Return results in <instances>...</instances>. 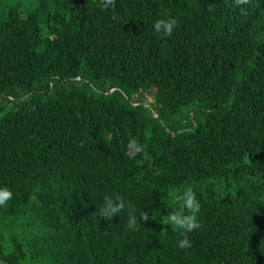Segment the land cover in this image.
<instances>
[{
  "label": "trees",
  "instance_id": "obj_1",
  "mask_svg": "<svg viewBox=\"0 0 264 264\" xmlns=\"http://www.w3.org/2000/svg\"><path fill=\"white\" fill-rule=\"evenodd\" d=\"M99 5L0 0V188L12 192L0 214L42 233L0 242V261L264 264V0ZM166 17L173 41L153 30ZM179 83L185 97L169 109ZM187 185L202 227L181 249L166 220ZM105 195L149 221L128 230L127 208L105 220Z\"/></svg>",
  "mask_w": 264,
  "mask_h": 264
},
{
  "label": "clouds",
  "instance_id": "obj_2",
  "mask_svg": "<svg viewBox=\"0 0 264 264\" xmlns=\"http://www.w3.org/2000/svg\"><path fill=\"white\" fill-rule=\"evenodd\" d=\"M247 0H235L237 5L246 3ZM116 5V0H100V8L102 11H106L109 8L114 9ZM115 19V17H113ZM177 26V20L174 17L158 18L153 23L154 32L161 38H170L173 41L176 38L174 30ZM219 52L214 53L212 56L218 55ZM228 60L231 58L226 57ZM10 62V61H9ZM11 65V62H10ZM116 87L111 88L107 93L115 90ZM156 91V89L154 90ZM154 94V93H153ZM185 88L182 83L177 84L175 88L171 90L170 93V108L179 107V101L183 100L185 97ZM0 102L2 94H0ZM150 98L146 101L145 105L153 109V104L155 99L151 94H147ZM26 97V96H24ZM22 97V98H24ZM178 97V100H176ZM10 98H12L10 96ZM21 98V99H22ZM198 107H193L196 110ZM207 114L206 107H202L196 113L192 112L190 120H195L199 117H205ZM155 116L159 117L158 113L155 112ZM160 118V117H159ZM189 120V121H190ZM128 147L136 154H141L143 159L150 160L151 157L146 151L144 144L140 143L137 137H132L128 142ZM12 198V192L7 187L0 188V207L6 205L7 201ZM104 202L100 208V215L105 220L113 219L114 216L119 215L121 212L128 209L126 227L128 230L137 231L138 225L142 224L140 221H149V215L147 212H143L139 218L135 215L134 205L131 201H125L121 197L116 196L115 198L105 195ZM172 199L174 201V206L172 211L169 212L167 216L166 223L171 224L173 227L181 230V238L178 240V247L181 249L191 248L192 241L188 234L201 228L202 224L199 221V213L201 205L199 200H197L196 195L192 189L191 185H187L183 190L175 191L172 194ZM31 214L30 218H34ZM27 246V244H23ZM8 264L6 261L1 260L0 264Z\"/></svg>",
  "mask_w": 264,
  "mask_h": 264
},
{
  "label": "rangeland",
  "instance_id": "obj_3",
  "mask_svg": "<svg viewBox=\"0 0 264 264\" xmlns=\"http://www.w3.org/2000/svg\"><path fill=\"white\" fill-rule=\"evenodd\" d=\"M35 7L36 5H34L31 9H34ZM149 98L150 97L148 96V99ZM2 215L3 214H0V242L4 248L8 246L7 241L8 239L11 240L12 237L14 238V241L23 244H27L35 239L41 240V229L36 228L30 221L22 218L21 225H15V222H13L10 226L12 218L7 216L5 213L3 217ZM6 216L9 218H5Z\"/></svg>",
  "mask_w": 264,
  "mask_h": 264
},
{
  "label": "water",
  "instance_id": "obj_4",
  "mask_svg": "<svg viewBox=\"0 0 264 264\" xmlns=\"http://www.w3.org/2000/svg\"><path fill=\"white\" fill-rule=\"evenodd\" d=\"M1 96V95H0Z\"/></svg>",
  "mask_w": 264,
  "mask_h": 264
}]
</instances>
